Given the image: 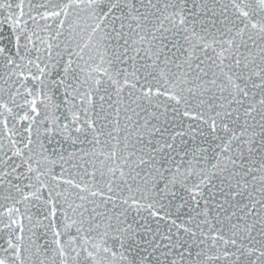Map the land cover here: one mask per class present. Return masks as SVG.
<instances>
[{"label": "snow or ice", "instance_id": "snow-or-ice-1", "mask_svg": "<svg viewBox=\"0 0 264 264\" xmlns=\"http://www.w3.org/2000/svg\"><path fill=\"white\" fill-rule=\"evenodd\" d=\"M0 264H264V0H0Z\"/></svg>", "mask_w": 264, "mask_h": 264}]
</instances>
